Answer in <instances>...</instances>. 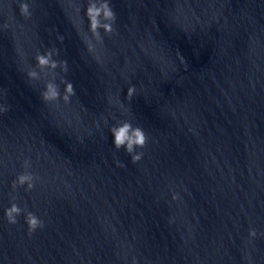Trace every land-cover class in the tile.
I'll return each mask as SVG.
<instances>
[{
    "label": "clouds",
    "instance_id": "9594fccd",
    "mask_svg": "<svg viewBox=\"0 0 264 264\" xmlns=\"http://www.w3.org/2000/svg\"><path fill=\"white\" fill-rule=\"evenodd\" d=\"M20 14L29 18L31 13L29 11V5L26 2H21L19 4ZM79 11V10H78ZM84 15L88 21V28L91 34L97 39H100L99 30L103 29L105 33L113 32V24L116 20V14L109 2V0H88L87 7L84 11ZM7 27V25H5ZM62 39V37H60ZM56 49H51L45 54H37L35 57L36 67L41 69H50L55 71L58 67L67 72V61H56L53 60V54H56ZM29 75L35 79H39V73L35 70L31 71ZM61 83L64 84V95L62 96L65 104L69 103L70 98L75 95V89L73 83L67 80H61ZM136 92L135 86H130L127 89L126 98L131 99ZM44 100L47 101H56L61 98L58 85L55 83V78L49 80L44 85V91L41 93ZM111 135L113 137V146L115 149L119 150L124 148L127 154L130 155L131 162H139L142 157V152H136L137 148H144L147 142V137L144 130L136 126L134 127L129 121H120L117 125L110 128ZM118 167H123L122 162L117 161ZM25 169L30 167V161H24ZM34 176L25 171L18 175L16 179L12 182V187L15 189L18 186L27 185V189L31 190L34 187ZM13 200L16 197H12ZM173 200L178 199L177 195H173ZM22 212L25 213V222L28 226L29 234L34 232L37 228H42L44 222L38 218L33 212L26 211L19 207L16 203H12L10 207L5 210V216L10 224H16V217L19 216ZM257 233L255 229L249 230L250 237H256ZM135 264V261H133Z\"/></svg>",
    "mask_w": 264,
    "mask_h": 264
}]
</instances>
